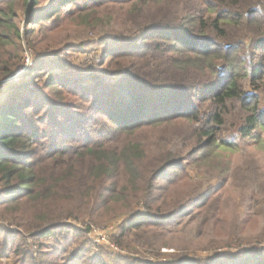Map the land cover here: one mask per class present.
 <instances>
[{
    "label": "rangeland",
    "instance_id": "obj_1",
    "mask_svg": "<svg viewBox=\"0 0 264 264\" xmlns=\"http://www.w3.org/2000/svg\"><path fill=\"white\" fill-rule=\"evenodd\" d=\"M61 1L40 0L32 12L25 0H0L3 12L9 16L14 13L11 15L13 30L0 25L3 114L15 108L9 101L19 89L27 97H41L45 93L80 105L83 102L79 98L67 95L66 86L55 82V87H47L57 80L69 84L79 81L78 84L88 90L98 78L109 88L123 79L122 73L129 65L124 64L121 71L120 63L113 60L111 64L109 57L124 51L125 45L133 39L147 36L148 41L152 40L157 29L148 30L147 26L156 25L160 20L168 22L167 19L175 16L171 10L175 9L174 5H170L171 9L165 8L166 19H159L161 15L157 16V11L144 15L132 5L115 8L88 4L84 8V0L62 4L63 7L57 9ZM175 1L182 0H168ZM183 1L187 4V0ZM238 1L240 4L235 9L238 7L242 13L252 9L262 20L249 23L240 20L238 26L236 23L226 26L228 39L222 42H245L237 52L243 51L242 56L251 57L256 63L264 58V49L255 44V40L264 35V29H258L264 26V0ZM150 2L159 0H145L140 5ZM33 15L47 17L35 25L30 23ZM215 15V12L206 13L205 17ZM255 17L257 14L252 19ZM168 23L175 24V20ZM235 52L232 55L236 57ZM241 75L244 72L240 68ZM253 81L243 76L242 88L257 99L262 116L259 115L260 123L246 136L241 127L247 124L252 105L244 106L239 101L227 104L221 116L224 123L216 126L212 136L200 135L204 130L201 126H215L209 119L214 114L209 98L202 103L206 114H202L200 120L177 117L162 124L144 122L130 132L116 131L111 135L110 143L126 140L138 144L140 150L136 151L134 164L122 165L118 169L119 176L110 183L122 188L124 179H128L131 191L138 194L143 191L141 194L148 196L155 192L159 196L163 194V198L167 195L177 198L179 208L165 220L147 216L150 212L146 203L140 202L102 223L89 218L62 220L60 225L72 227H53L50 236L34 241L31 235L35 232L30 235L23 232L11 216L5 215L6 206L1 205L0 264H25L24 256L16 249H30L37 259L35 264H145L149 261L156 264H264V76ZM27 83H32V90L25 89ZM17 103V107L24 105L20 100ZM103 121H106L104 127L112 131V121L107 118ZM28 145L31 151L41 153L40 143ZM27 158L28 154L24 160ZM160 172L165 180L154 179ZM133 223L140 226L132 227L122 236L123 230L130 229ZM73 230L84 233L66 238ZM38 242L51 248L46 250L49 257L46 255L42 263L43 254L37 252L35 244ZM52 256L56 258L51 259Z\"/></svg>",
    "mask_w": 264,
    "mask_h": 264
},
{
    "label": "trees",
    "instance_id": "obj_2",
    "mask_svg": "<svg viewBox=\"0 0 264 264\" xmlns=\"http://www.w3.org/2000/svg\"><path fill=\"white\" fill-rule=\"evenodd\" d=\"M39 1L25 0L32 12ZM144 1L82 2L84 8L88 4L115 8L132 5L144 15L157 11V16L161 15L159 19L167 18L165 8L175 6V9L170 8L175 16L167 19L168 22L175 20V24L160 20L156 25H148V30L157 29L152 40L148 41L150 37L147 36L133 39L125 45L124 51L109 57L111 64L113 60L120 63L121 71L124 64H129L122 73L121 81L108 88L96 78L93 86L87 90L78 84L79 81L69 84L54 81V78L47 88L55 87L54 83L57 82L67 87L68 96L77 97L83 103L75 106L65 98L55 99L45 93L41 97L31 98L19 89L9 101V105L15 108L10 107L12 109L3 114L0 107V206H6L5 215L11 216L23 232L29 235L35 232L31 235L34 241L50 236L53 227H72L69 224L60 225L62 220L89 218L102 223L104 219L140 202L146 203L150 212L147 216L162 220L179 208L178 199L171 195L163 198V194L159 196L155 192L145 196L141 194L143 191L140 194L131 191V181L128 179H124L122 188L110 183L119 176L118 169L122 165L127 167L134 164L136 151L140 150L138 144L126 140L118 144L110 143L109 139L116 131L130 132V129H136L144 122L162 124L177 117L200 120L202 114H206L202 110V103L207 98L214 110L209 119L215 126H201L204 129L200 134L202 136H212L216 126L224 123L221 117L223 110L232 101H239L244 106L252 105L251 113L246 117L247 124L241 127L243 136L260 123L259 115L262 116V113L257 99L243 91L241 82L243 76L254 81L264 76V58L253 63L251 57L246 56L249 58L246 59L241 55L243 51L237 52V48L245 42L224 43L222 40L228 39L226 26L235 23L238 26L240 20L247 23L259 21L262 20L261 15L252 9L243 13L238 11V7L236 10L235 7L240 4L238 0H187V4L183 0H159L158 3L140 5ZM71 2L76 0H62L57 9ZM192 10L196 13L188 14ZM112 12L118 14V11ZM214 12L215 17H205L206 13ZM13 14L9 16L0 9V25L5 24L7 29L13 30ZM256 14L258 17L252 19ZM47 15H33L30 23L37 25ZM258 29H264V26ZM251 38L254 43V37ZM263 39L264 35H261L255 40L260 49H264ZM233 51H236V57L232 55ZM240 68L244 75L240 76ZM32 83H27L25 89L32 90ZM35 92L39 90L35 89ZM19 100L24 102L21 107H17ZM87 112L92 115L89 117ZM105 118L112 121V131L104 127ZM30 142L40 143L41 153L31 151ZM26 154L28 158L24 160ZM156 178L165 180L162 172ZM139 226L133 223L130 229L123 230L122 236L132 227ZM73 232L65 237L69 239L71 234L76 237L84 233L83 230ZM35 244L38 245L37 252L43 254L41 263L45 262L44 257L49 252L46 250L51 248L45 247L42 242ZM17 251H21L25 264H35L37 261L30 249ZM145 264L156 263L149 261Z\"/></svg>",
    "mask_w": 264,
    "mask_h": 264
}]
</instances>
